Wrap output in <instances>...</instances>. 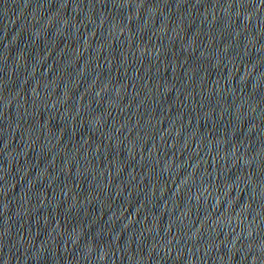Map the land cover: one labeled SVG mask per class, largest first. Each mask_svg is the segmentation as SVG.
Listing matches in <instances>:
<instances>
[{
	"label": "water",
	"instance_id": "1",
	"mask_svg": "<svg viewBox=\"0 0 264 264\" xmlns=\"http://www.w3.org/2000/svg\"><path fill=\"white\" fill-rule=\"evenodd\" d=\"M0 264H264V0H0Z\"/></svg>",
	"mask_w": 264,
	"mask_h": 264
}]
</instances>
